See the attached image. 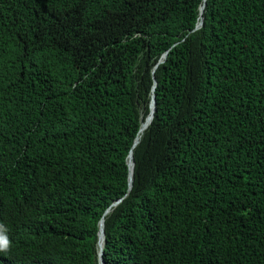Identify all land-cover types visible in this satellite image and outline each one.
<instances>
[{"label":"trees","instance_id":"obj_1","mask_svg":"<svg viewBox=\"0 0 264 264\" xmlns=\"http://www.w3.org/2000/svg\"><path fill=\"white\" fill-rule=\"evenodd\" d=\"M202 3L0 0L10 264H264V0Z\"/></svg>","mask_w":264,"mask_h":264},{"label":"clouds","instance_id":"obj_2","mask_svg":"<svg viewBox=\"0 0 264 264\" xmlns=\"http://www.w3.org/2000/svg\"><path fill=\"white\" fill-rule=\"evenodd\" d=\"M127 163H128V160H127ZM132 167H133V162H132ZM132 167H131V176H132ZM127 168L129 172L128 165H127ZM105 211L106 212L103 213V216L108 212V209ZM101 219H102V224H103V217H101ZM19 221H22L23 223L21 224ZM16 225H17V229H20V228L22 229V232L17 235L18 240H21L24 236L38 233V224L34 222L33 217H28V218L21 217L19 218ZM96 236H97V233H96ZM102 243H103V239H102ZM13 245H14V239H13L12 231L10 229V225L8 224V222L4 223L0 221V264H10L11 262L10 253H13ZM96 247H97V242H96ZM97 253H98V248H97ZM15 264H22V263L19 261H16ZM97 264H98V261H97Z\"/></svg>","mask_w":264,"mask_h":264},{"label":"water","instance_id":"obj_3","mask_svg":"<svg viewBox=\"0 0 264 264\" xmlns=\"http://www.w3.org/2000/svg\"><path fill=\"white\" fill-rule=\"evenodd\" d=\"M204 5H205V0H203L202 5L199 7V15H200V16L198 17V22L196 23V25H195V27H194V30H195V29H198V28L201 26V23H202V20H201V14H202V11H203V7H204ZM165 56H166V53H163V54L161 55L160 60L158 61V63H161V62L164 60ZM154 85H155V82H153V86H152V88L154 87ZM153 111H154V100H153V96L151 95L150 106H149V113H148V118H147V120H148V121H147V126H148V124H149L150 121H151ZM147 126H146V127H147ZM146 127H145V128H146ZM139 132H140V127H139L137 133L139 134ZM137 142H138V138L136 137V138L134 139V142H133L132 148L137 144ZM132 148H131V149H132ZM128 158L131 160V167H132V153H131V151L128 152V155H127L126 159L128 160ZM127 165H128V163H127ZM128 167H129V165H128ZM127 180H128V189H130L131 182H132V176H131V171H130V170H129V172H128ZM118 202H119V200H118V201H115L114 203L111 204L110 207L114 206V205L117 204ZM105 212H106V211H105ZM99 235H100V236L102 237V239H103V224H102V219L98 222V232H97V237H99ZM97 239H98V238H97ZM101 249H102V246L98 248V253H97V261H98V264H102V260H101V256H100V255H101Z\"/></svg>","mask_w":264,"mask_h":264},{"label":"bare ground","instance_id":"obj_4","mask_svg":"<svg viewBox=\"0 0 264 264\" xmlns=\"http://www.w3.org/2000/svg\"><path fill=\"white\" fill-rule=\"evenodd\" d=\"M147 118H148V116L141 122L139 134L142 133V131L147 126V121H148ZM128 165H129V170L131 171V160L129 158H128ZM101 246H102V237L99 235L98 240H97V248H99Z\"/></svg>","mask_w":264,"mask_h":264}]
</instances>
